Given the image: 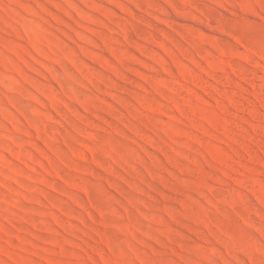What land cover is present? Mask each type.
Listing matches in <instances>:
<instances>
[{
    "label": "rangeland",
    "instance_id": "obj_1",
    "mask_svg": "<svg viewBox=\"0 0 264 264\" xmlns=\"http://www.w3.org/2000/svg\"><path fill=\"white\" fill-rule=\"evenodd\" d=\"M0 264H264V0H0Z\"/></svg>",
    "mask_w": 264,
    "mask_h": 264
}]
</instances>
